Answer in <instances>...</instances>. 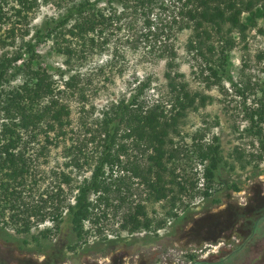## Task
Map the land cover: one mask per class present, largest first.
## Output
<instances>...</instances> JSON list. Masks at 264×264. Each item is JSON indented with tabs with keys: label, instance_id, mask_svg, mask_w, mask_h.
Returning <instances> with one entry per match:
<instances>
[{
	"label": "rangeland",
	"instance_id": "1",
	"mask_svg": "<svg viewBox=\"0 0 264 264\" xmlns=\"http://www.w3.org/2000/svg\"><path fill=\"white\" fill-rule=\"evenodd\" d=\"M58 1L59 6L52 0H36L27 14L28 31L23 35L15 29L13 39L5 36L8 22L1 24L0 35L5 43L0 44V53H13L23 39H33L35 27L51 16H58L64 5L74 0ZM159 1L164 7L160 9L158 2L152 5L148 14L153 21L150 29L162 23L167 25L157 26V32L163 35L168 29L165 41L174 52L170 69L179 73L177 79L184 81L190 92L205 97L204 104L187 109L179 118L176 131L168 133L164 146L171 154L163 158L162 175L165 185L172 190L165 197L152 200L147 187L128 170L116 167L114 173L123 177L120 190L118 193L110 190L109 202H101L94 208L96 222L84 221L83 242L76 240L64 222L55 230L49 218L35 221L38 214L29 217L28 232H17L7 218L9 210L4 208L0 210V264H264V150L248 130L244 114L246 107L254 105L258 85L264 78V22L258 18L242 32L237 28L230 30L233 45L228 51V73L233 83L224 77L214 81L206 77L202 58L186 48L192 29L178 28V22L170 20V10H175L180 2ZM14 4L15 0H6L4 7L10 11ZM113 6L121 9L119 3ZM98 7L109 9L102 0ZM131 8L129 5L123 9L120 18L100 33L99 39L104 37L105 41L99 49L96 46L89 49L81 39L70 36L64 29L68 22L57 30L60 33L43 37L34 46L36 61L51 73L54 85L61 88L69 73H76L78 81L73 89L64 87L57 95L69 109L61 137L47 142L41 131L35 132L34 138L25 137L26 133L20 131L23 139L20 149L29 165L21 197L37 212L52 211L61 195L71 201L73 185L89 175L100 145L96 136L89 140L88 129L95 127L101 108L126 96L133 82L145 76L150 78L149 87L143 91L145 99L156 97V91L165 95L163 71L167 53L158 56L148 50L142 16ZM240 19H244L243 11ZM210 39L214 41V37ZM65 44L68 52L57 50ZM24 78L23 71L17 69L1 85L2 91L18 86ZM193 132L205 140L215 134L222 155L207 197L197 192L204 186L201 165L188 152ZM125 143L127 154L121 158L128 165L134 160L145 166L150 150L132 145L129 139ZM68 157L78 158L79 166L68 163ZM60 172L69 176V182L62 179ZM176 180L182 181L187 189L170 198L176 192ZM92 196L90 193L89 197ZM136 202L142 204L148 227L128 231L120 226L122 215L133 211ZM42 228H47L43 236L39 232Z\"/></svg>",
	"mask_w": 264,
	"mask_h": 264
},
{
	"label": "trees",
	"instance_id": "2",
	"mask_svg": "<svg viewBox=\"0 0 264 264\" xmlns=\"http://www.w3.org/2000/svg\"><path fill=\"white\" fill-rule=\"evenodd\" d=\"M52 1L59 6L58 0ZM99 1L101 0H74L64 5L63 11L58 16H51L34 28L33 39H23L13 53H0V110L3 116L0 119V210L4 208L9 210L7 218H10L17 232H28L31 223L29 217L38 214L35 221L49 218L55 230L64 222L76 240L83 242L86 234V229L83 228L84 221L96 222L94 208L101 202L103 204L109 202L110 190L115 193L120 190L119 183L122 182L123 177L114 173L116 167L128 170L132 177L137 178L144 187H147V193L152 200L165 197L167 192L172 190V187L165 185L166 180L162 175L165 169L163 158L171 154L164 146L169 139L168 133L176 131L177 122L187 109L205 103L203 95L195 91L190 92L186 83L177 79L179 73L170 69L171 56L174 52L165 41L168 29L163 35L157 32V26L160 24L155 29H150L153 28V21L149 19L148 14L152 5L157 2L163 10L161 1L132 0L131 3H127V0H102L109 6V9L105 10L103 7H98ZM174 1L180 3L175 5V10L173 8L170 10V20L173 23L178 22V28L192 29L187 37L186 48L193 50L202 58L206 77L214 81L224 77L232 84L228 73V51L233 45L230 30L237 28L242 32L245 27L254 25L258 18L264 22V0ZM5 3L6 0H0V26L8 22V32L5 36L13 39L17 29L22 35L27 33L28 29L25 27L27 14L36 4V0H15L10 11L5 9ZM113 3H119L121 9L116 10ZM129 5L132 6L133 12H138L142 16L146 26L143 36L148 43V50L158 56H165L167 53L166 68L163 71L165 95L156 91V97L149 101L145 99L143 91L150 83V78L145 76L133 82V87L126 96L110 101L101 108L100 115L94 121L95 127L88 129L89 140H94L96 136L95 141L100 145L89 175L83 176L73 185L71 201L61 195L59 202L56 201L57 205L56 203L52 205V211L40 209L37 212L21 197V189L29 165L27 157L20 149L23 140L20 131L23 130L26 133L25 137L32 136L31 138L35 137V132L41 131L43 139L47 142H55L53 138L61 137L65 133L64 126L68 123L69 109L57 95L64 87L73 89L78 85V81L76 73H69L62 80L61 88L57 84L54 85L51 73L36 61L37 53L34 46L43 37L60 33L57 30L68 22V26L64 29L70 36L81 39L80 41H83L81 43H85L84 46L89 49L94 46L99 49L105 41L104 37L99 39L100 33L110 27L113 21H117ZM242 11L243 20L240 19ZM164 25L167 26L165 23L160 26ZM159 31L162 34L163 28ZM211 36L214 37V41L210 39ZM1 43H5V38L0 35ZM57 50L68 52L69 47L65 44L57 47ZM17 69L23 71L25 78L18 86L3 92L1 85L8 80V76H14ZM258 88L259 95L254 105L246 107L244 114L249 123L248 130L256 136L260 149L264 150V78ZM48 131L52 134L49 135ZM127 139L132 145H142L150 150L147 153L148 163L145 166L138 165L134 160H130L128 165L126 159L121 158L122 155L127 154L125 143ZM69 147L70 145L67 146L68 149ZM188 152L196 163L201 165L204 186L201 190L197 189V192L200 191L202 196L207 197L211 194V181L215 179L222 159L217 136L212 134L205 140L194 132L191 133ZM258 156L260 157V154ZM69 162L79 166L76 157H68ZM60 173L62 179L69 182V176ZM174 179H168V182ZM175 182L177 189L170 198L178 197V194L187 189L182 181ZM58 189L60 192L61 187ZM90 193L92 197H89ZM133 207V211H126L127 213L122 215L120 226L128 231L148 227L142 204L136 202ZM46 230L47 228L39 229L40 235H45Z\"/></svg>",
	"mask_w": 264,
	"mask_h": 264
},
{
	"label": "flooded vegetation",
	"instance_id": "3",
	"mask_svg": "<svg viewBox=\"0 0 264 264\" xmlns=\"http://www.w3.org/2000/svg\"><path fill=\"white\" fill-rule=\"evenodd\" d=\"M211 248L215 247V244H210Z\"/></svg>",
	"mask_w": 264,
	"mask_h": 264
}]
</instances>
